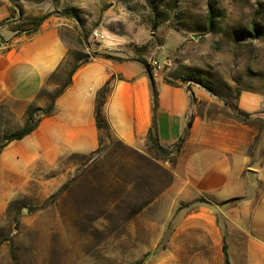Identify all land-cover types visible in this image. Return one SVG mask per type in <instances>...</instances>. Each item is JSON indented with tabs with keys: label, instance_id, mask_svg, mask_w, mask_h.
Instances as JSON below:
<instances>
[{
	"label": "rangeland",
	"instance_id": "1",
	"mask_svg": "<svg viewBox=\"0 0 264 264\" xmlns=\"http://www.w3.org/2000/svg\"><path fill=\"white\" fill-rule=\"evenodd\" d=\"M41 18L72 26L69 57L41 93L45 107L104 43L161 62L159 75L173 83L207 85L214 100H194L198 114L233 117L239 92L264 91V0H0V25L28 34ZM20 124L0 109V140ZM176 145L170 156L149 142L135 149L103 129L97 151L34 167L15 199L0 202V264H149L157 251L142 248L141 213L170 185Z\"/></svg>",
	"mask_w": 264,
	"mask_h": 264
},
{
	"label": "crops",
	"instance_id": "2",
	"mask_svg": "<svg viewBox=\"0 0 264 264\" xmlns=\"http://www.w3.org/2000/svg\"><path fill=\"white\" fill-rule=\"evenodd\" d=\"M71 29L62 20H47L32 34L0 25V109L21 127L29 107H45L41 93L69 57ZM95 51L99 55L72 74L53 113L41 114L32 133L0 152V202L15 199L14 187L30 180L34 167L99 149L97 97L110 81L103 114L125 145L143 148L154 128L159 143L170 149L188 131L170 185L141 213L148 234L142 248L157 251L148 263L225 264L226 244L230 264H264V91L244 90L237 99L241 110L263 120L261 129L221 113L198 114L191 93L197 102H213L212 95L201 86L169 83L165 75L155 77L154 110L143 64L105 43Z\"/></svg>",
	"mask_w": 264,
	"mask_h": 264
},
{
	"label": "trees",
	"instance_id": "3",
	"mask_svg": "<svg viewBox=\"0 0 264 264\" xmlns=\"http://www.w3.org/2000/svg\"><path fill=\"white\" fill-rule=\"evenodd\" d=\"M44 18L38 19L37 25L35 28H33L32 30L28 31V34H32L34 32H36L40 26V24L43 22ZM97 56V55H95ZM101 56L109 58V59H113V60H117V61H122L124 60V58L119 57V56H115L109 53H105L102 54ZM133 60H137L139 61L141 64H143V66L146 68L147 73L149 75V78L151 80V86H152V91H153V108L154 110H157L158 107V90H157V86H156V81H155V77L153 76V73L149 67V62L148 60L143 57V56H138V57H134L132 58ZM90 58L84 60L81 64H83L84 62L89 61ZM78 64L76 65L72 70H71V76L72 74L77 70V68L81 65ZM71 76L68 80V83L65 85V87L58 93V95L56 97H53L49 103V105H47L45 108H36L34 106H31L27 109L26 111V120L24 125L18 129V130H10V131H5L3 137L0 140V152L3 150V148L5 146H7L10 142L14 141V140H19L24 138L25 136H27L28 134L32 133L39 125L40 120H41V116L37 115L38 112H43V114L45 116H50L53 113V109H54V105H55V100L56 98L66 89V87L70 84L71 82ZM169 83H173L171 80L166 79ZM204 88H206L208 91H211L210 88L203 84L202 82H199ZM110 84L111 82L108 81L104 87L101 89V91L98 94L97 97V106H96V122H97V127L99 129V131L101 132L103 129H110V125L109 122L107 121L105 115L103 114V107L105 105L106 102V98H107V94L110 92ZM190 88V87H189ZM241 92L238 93L237 95V99L239 97ZM192 94V99L193 101L196 100L195 96L193 93ZM236 113L233 115V117L243 123L246 124H250V125H258L257 121L260 122V124L258 125L259 129H261L263 127V120L262 119H256L253 117V115L251 113L245 112L243 110H241L238 105H236L234 107ZM192 123V119L189 121V127L191 126ZM187 132H185L181 139L179 140V142L177 143V147H176V153L179 152L183 146V144L185 143L186 137H187ZM148 142L151 144V147L155 150H157L160 154H164L167 156H170L171 154L174 153V151H171V149L166 148L164 146H162L159 143L158 137H157V133L154 130V128L149 131L148 134ZM176 160V159H175ZM68 186V183L62 185L53 195H52V199L57 198L58 196H60L64 189ZM224 254H225V264H230L229 262V257H228V251H227V245H224Z\"/></svg>",
	"mask_w": 264,
	"mask_h": 264
},
{
	"label": "built area",
	"instance_id": "4",
	"mask_svg": "<svg viewBox=\"0 0 264 264\" xmlns=\"http://www.w3.org/2000/svg\"><path fill=\"white\" fill-rule=\"evenodd\" d=\"M93 36L101 41L105 39V34L99 31L98 29H95L93 31ZM149 67L153 73V76L157 77L159 75L158 71L162 68V63L157 60H154L150 62Z\"/></svg>",
	"mask_w": 264,
	"mask_h": 264
}]
</instances>
